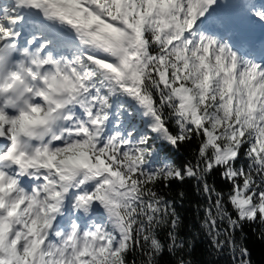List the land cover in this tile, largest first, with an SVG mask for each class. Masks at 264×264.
I'll list each match as a JSON object with an SVG mask.
<instances>
[{
    "label": "snow or ice",
    "instance_id": "6c2138e0",
    "mask_svg": "<svg viewBox=\"0 0 264 264\" xmlns=\"http://www.w3.org/2000/svg\"><path fill=\"white\" fill-rule=\"evenodd\" d=\"M250 224L264 0H0V264H252Z\"/></svg>",
    "mask_w": 264,
    "mask_h": 264
},
{
    "label": "trees",
    "instance_id": "16d2710c",
    "mask_svg": "<svg viewBox=\"0 0 264 264\" xmlns=\"http://www.w3.org/2000/svg\"><path fill=\"white\" fill-rule=\"evenodd\" d=\"M191 158V148H181L179 152L173 153V159L178 165L187 162ZM210 183H215L221 190H228L226 184L219 179L218 175L210 177ZM159 191L169 199L177 201H179V192L182 191L186 194L182 207H179L178 210L185 219L186 231H191L197 218V205L203 203L201 197L196 194L192 182L188 181L184 184L176 182L170 188H165L161 185ZM237 237L241 243L247 246L251 254L252 264H264V229L255 224L246 225L243 234L238 233ZM194 257L196 260L215 261L216 264H225L223 259H217L215 255H209L207 240L203 237L198 238L196 241Z\"/></svg>",
    "mask_w": 264,
    "mask_h": 264
}]
</instances>
